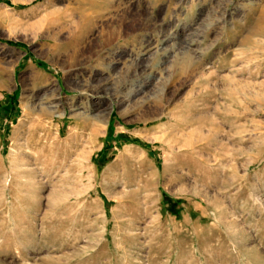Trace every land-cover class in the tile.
<instances>
[{"label": "rangeland", "instance_id": "rangeland-1", "mask_svg": "<svg viewBox=\"0 0 264 264\" xmlns=\"http://www.w3.org/2000/svg\"><path fill=\"white\" fill-rule=\"evenodd\" d=\"M0 264H264V0H0Z\"/></svg>", "mask_w": 264, "mask_h": 264}, {"label": "bare ground", "instance_id": "bare-ground-1", "mask_svg": "<svg viewBox=\"0 0 264 264\" xmlns=\"http://www.w3.org/2000/svg\"><path fill=\"white\" fill-rule=\"evenodd\" d=\"M126 15H127V14H126ZM137 19H138V18L135 17V16L133 17L132 15H131V16L127 15V16H125V18H124L123 21H124V23H127V22L137 21ZM138 22H139V21H138ZM86 28H89V26H87ZM137 28H139L138 30H141V29L145 30V26H139V27H137ZM78 38H80V36H79ZM78 38H77V39H78ZM75 40H76V38H75ZM186 50L189 52L190 49H189V50L186 49ZM188 55H189V54H188ZM70 58H71V57H70ZM71 59H72V58H71ZM71 59H70V60H71ZM71 62H74V59H72ZM127 96H128V95H127ZM50 109H51V108H50Z\"/></svg>", "mask_w": 264, "mask_h": 264}]
</instances>
